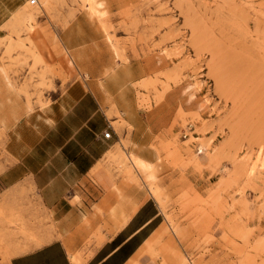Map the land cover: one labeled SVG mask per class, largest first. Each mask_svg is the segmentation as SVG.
<instances>
[{
	"label": "rangeland",
	"instance_id": "1",
	"mask_svg": "<svg viewBox=\"0 0 264 264\" xmlns=\"http://www.w3.org/2000/svg\"><path fill=\"white\" fill-rule=\"evenodd\" d=\"M36 2L0 40V71L23 109L73 75L57 33L86 15L138 77L121 105L136 126L115 111L111 159L118 178L158 203L163 249L175 248L178 264H264V0ZM3 144L0 126V171ZM43 222L29 186L0 192V258Z\"/></svg>",
	"mask_w": 264,
	"mask_h": 264
},
{
	"label": "crops",
	"instance_id": "2",
	"mask_svg": "<svg viewBox=\"0 0 264 264\" xmlns=\"http://www.w3.org/2000/svg\"><path fill=\"white\" fill-rule=\"evenodd\" d=\"M27 1L0 0V40L14 20L21 21ZM57 38L74 73L64 84L53 81L54 88L42 93L41 106L24 110L23 98L0 71L7 157L0 192L29 186L44 218V226L30 227V239L8 247L11 254L0 264H178L175 248L163 249L169 238L160 237L166 221L158 203L113 172V114L130 123L131 111L121 105L133 95L128 86L138 77L129 75V61L119 62L114 43L112 51L104 31L84 14L60 29ZM107 131L109 138H102ZM133 138L129 143L139 149ZM132 155L151 165L146 153L132 150ZM187 180L195 184L194 178ZM215 253L225 255L212 246Z\"/></svg>",
	"mask_w": 264,
	"mask_h": 264
},
{
	"label": "built area",
	"instance_id": "3",
	"mask_svg": "<svg viewBox=\"0 0 264 264\" xmlns=\"http://www.w3.org/2000/svg\"><path fill=\"white\" fill-rule=\"evenodd\" d=\"M27 4L32 7V6H35L37 4V2H36V0H28ZM109 132L110 131H107V132L103 133L102 134V138L108 139L109 138V134H110Z\"/></svg>",
	"mask_w": 264,
	"mask_h": 264
},
{
	"label": "bare ground",
	"instance_id": "4",
	"mask_svg": "<svg viewBox=\"0 0 264 264\" xmlns=\"http://www.w3.org/2000/svg\"><path fill=\"white\" fill-rule=\"evenodd\" d=\"M90 1H91V0H90ZM88 2H89V0H86V4H88ZM90 4H91V3H90ZM91 5H92V4H91ZM91 5H90V6H91ZM198 152H199V150H198Z\"/></svg>",
	"mask_w": 264,
	"mask_h": 264
}]
</instances>
